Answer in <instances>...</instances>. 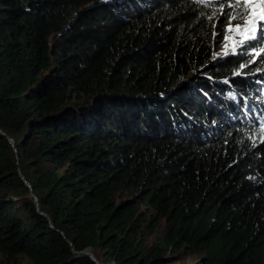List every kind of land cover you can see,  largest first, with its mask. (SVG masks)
I'll list each match as a JSON object with an SVG mask.
<instances>
[{"label":"trees","instance_id":"16d2710c","mask_svg":"<svg viewBox=\"0 0 264 264\" xmlns=\"http://www.w3.org/2000/svg\"><path fill=\"white\" fill-rule=\"evenodd\" d=\"M229 2L0 0L3 262L264 264V52L217 55Z\"/></svg>","mask_w":264,"mask_h":264},{"label":"snow or ice","instance_id":"6c2138e0","mask_svg":"<svg viewBox=\"0 0 264 264\" xmlns=\"http://www.w3.org/2000/svg\"><path fill=\"white\" fill-rule=\"evenodd\" d=\"M224 7L222 6L220 9L222 14ZM226 7L231 9L228 15L227 31L241 32L243 30L245 34L243 39L237 41L236 46L231 50L226 48L225 51L217 55L235 54L237 47H244L246 43L253 41H264V0H230ZM237 20H243V24L236 23L233 25V21ZM227 39L229 37L226 36L225 40ZM261 52H264V48H261L256 55H260ZM243 67L245 66L241 65V68ZM236 75H239V73L237 72ZM261 129L264 130V120L261 121ZM261 143H264V137L261 138Z\"/></svg>","mask_w":264,"mask_h":264},{"label":"rangeland","instance_id":"374dc122","mask_svg":"<svg viewBox=\"0 0 264 264\" xmlns=\"http://www.w3.org/2000/svg\"><path fill=\"white\" fill-rule=\"evenodd\" d=\"M239 23L243 24V20H241ZM235 24L236 23H234L233 25H235ZM244 34L245 33H244L243 30H241V32H236L235 30L229 32V31H227V27H226V35H225V37L227 36V37H229V39H227V40L224 39V41H223V43L221 45V48H220V53L225 51L226 48H227V50H231L234 46H236V42L237 41L243 39ZM263 42L264 41L257 42L252 47L247 48L248 53L251 54V55H256V53L259 52L261 48H264ZM198 260H199V256L191 255V256L183 258V259H181L179 261H175L172 264H196V262ZM0 264H8V263L7 262H3L1 260V257H0ZM14 264H29V262H27L26 260L23 259L20 262H16Z\"/></svg>","mask_w":264,"mask_h":264},{"label":"water","instance_id":"95a60500","mask_svg":"<svg viewBox=\"0 0 264 264\" xmlns=\"http://www.w3.org/2000/svg\"><path fill=\"white\" fill-rule=\"evenodd\" d=\"M75 254H85V255H88L90 258H92L93 259V261L95 262V264H102V263H100V262H98L95 258H94V256L90 253V252H88V251H75L74 252Z\"/></svg>","mask_w":264,"mask_h":264}]
</instances>
